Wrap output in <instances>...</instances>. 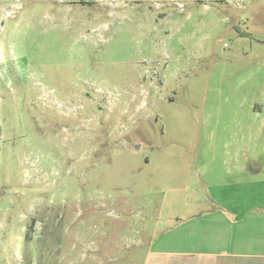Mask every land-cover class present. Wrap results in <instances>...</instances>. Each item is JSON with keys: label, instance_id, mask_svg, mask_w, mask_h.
Here are the masks:
<instances>
[{"label": "rangeland", "instance_id": "374dc122", "mask_svg": "<svg viewBox=\"0 0 264 264\" xmlns=\"http://www.w3.org/2000/svg\"><path fill=\"white\" fill-rule=\"evenodd\" d=\"M257 182L264 0H0V264H152Z\"/></svg>", "mask_w": 264, "mask_h": 264}, {"label": "crops", "instance_id": "0c3cea01", "mask_svg": "<svg viewBox=\"0 0 264 264\" xmlns=\"http://www.w3.org/2000/svg\"><path fill=\"white\" fill-rule=\"evenodd\" d=\"M238 186L249 190L255 183ZM257 187L264 195V182H257ZM219 210L183 221L165 233L159 251L152 252V264H264V203L248 206L240 216Z\"/></svg>", "mask_w": 264, "mask_h": 264}]
</instances>
